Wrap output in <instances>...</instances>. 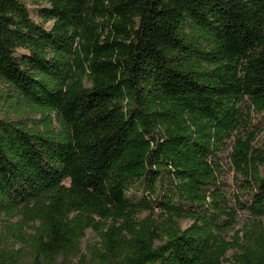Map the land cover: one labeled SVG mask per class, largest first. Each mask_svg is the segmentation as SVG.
<instances>
[{"label": "trees", "instance_id": "1", "mask_svg": "<svg viewBox=\"0 0 264 264\" xmlns=\"http://www.w3.org/2000/svg\"><path fill=\"white\" fill-rule=\"evenodd\" d=\"M259 119L264 0H0V221L38 224V257L92 229L101 264H264V230L225 237L264 216Z\"/></svg>", "mask_w": 264, "mask_h": 264}, {"label": "rangeland", "instance_id": "2", "mask_svg": "<svg viewBox=\"0 0 264 264\" xmlns=\"http://www.w3.org/2000/svg\"><path fill=\"white\" fill-rule=\"evenodd\" d=\"M85 86L90 87L88 80L85 81ZM13 110V109H12ZM10 112L11 109H8ZM14 112V111H13ZM26 116L31 120L33 124L39 126L43 121L41 111L30 112L25 111ZM18 114V113H17ZM53 127L59 128V123L53 114ZM256 124L258 135L254 146L264 154V121L260 123V119L254 121ZM255 129V128H254ZM231 146L224 150L220 154L221 164L223 171L221 174V181L224 183L223 192L230 200V206L236 208L237 200L242 196V185L244 178L238 175L230 162ZM261 172L264 174V167H261ZM160 210L155 212L154 219L160 215ZM149 215L148 212L139 215V219H144ZM193 224L190 219H183L180 221L182 230L188 229ZM38 224L22 223V217L19 214L11 216H2L0 221V248L4 250L6 256H11L13 253H21V264H101L103 257L107 254L101 237L95 230L89 229L86 231L85 236L81 239L78 248L71 251H66L60 255H54L48 259L44 256H37V253L32 248L33 240L31 236L34 235V230L38 227ZM264 230V216H256L248 210L238 209V216L236 219V225L225 233V237L229 241L234 240L236 232H239V236L242 239L241 243H245L250 239L251 233H259ZM106 231V229H104ZM234 251L228 254V258H231Z\"/></svg>", "mask_w": 264, "mask_h": 264}]
</instances>
